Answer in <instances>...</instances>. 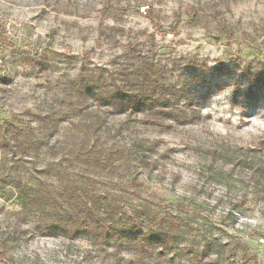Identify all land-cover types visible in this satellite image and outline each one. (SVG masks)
Segmentation results:
<instances>
[{
    "label": "rangeland",
    "instance_id": "rangeland-1",
    "mask_svg": "<svg viewBox=\"0 0 264 264\" xmlns=\"http://www.w3.org/2000/svg\"><path fill=\"white\" fill-rule=\"evenodd\" d=\"M188 5L217 7L220 18L195 22L185 13ZM222 19L234 33L231 40L218 33ZM117 22L125 32L112 36L121 46L99 39L101 29L110 33ZM139 32L155 53L150 56L161 82L183 91L180 104L191 101L190 114L199 111L198 118L167 130L140 129V136L159 142V154L170 150L164 177L144 174V199L188 211L213 240L246 244L264 264V192L254 188L264 173L251 162L264 140V80L255 83L256 75L264 78V0H0V81L13 91L6 99L0 93V119L23 120L26 108L49 104L82 63L110 69ZM192 58L199 66L184 68ZM50 157L46 151L39 161ZM20 197L0 186V238L14 229L20 238L31 229L7 264H89L93 247L86 238L42 232L38 215L22 216ZM199 241L192 235L178 245L198 247ZM131 255L126 250L121 264H132Z\"/></svg>",
    "mask_w": 264,
    "mask_h": 264
},
{
    "label": "trees",
    "instance_id": "trees-1",
    "mask_svg": "<svg viewBox=\"0 0 264 264\" xmlns=\"http://www.w3.org/2000/svg\"><path fill=\"white\" fill-rule=\"evenodd\" d=\"M185 13L201 23L218 20L221 11L188 5ZM225 22H218V33L231 40L234 33ZM109 32L101 29L99 39L121 46L112 36L125 32L118 22ZM141 34L122 45L110 69L82 63L65 91L49 104L26 108L23 120L0 119V186L19 193L22 216L38 215L42 232L86 238L93 247L89 264H121L126 250L132 264H163L176 258L197 264H257V255L246 244L215 241L188 211L160 208L144 199V174L164 177L170 150L159 154V142L140 136V129L167 130L198 118L199 111L190 114L191 101L180 104L183 91L161 82L150 56L155 53ZM92 52L83 53L88 55L84 60ZM197 66L195 58L184 63L186 69ZM255 77L256 84L264 80ZM7 85L5 79L0 81L1 99L13 93ZM248 92L252 98L257 93ZM254 150L257 160L251 162L264 173V140ZM46 151L51 157L40 163ZM254 186L264 192V181ZM4 210L0 206V212ZM30 231L19 233L23 237ZM17 233L14 229L0 238V263L9 262L8 254L21 238ZM192 235L200 238L198 247L192 242L178 245Z\"/></svg>",
    "mask_w": 264,
    "mask_h": 264
},
{
    "label": "built area",
    "instance_id": "built-area-1",
    "mask_svg": "<svg viewBox=\"0 0 264 264\" xmlns=\"http://www.w3.org/2000/svg\"><path fill=\"white\" fill-rule=\"evenodd\" d=\"M146 9H147V7H142V8H141V10H142L143 12H145Z\"/></svg>",
    "mask_w": 264,
    "mask_h": 264
}]
</instances>
